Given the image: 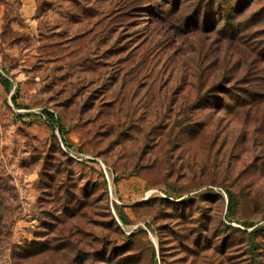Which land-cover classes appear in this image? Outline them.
<instances>
[{
	"label": "rangeland",
	"instance_id": "obj_1",
	"mask_svg": "<svg viewBox=\"0 0 264 264\" xmlns=\"http://www.w3.org/2000/svg\"><path fill=\"white\" fill-rule=\"evenodd\" d=\"M0 264H264V0H0Z\"/></svg>",
	"mask_w": 264,
	"mask_h": 264
},
{
	"label": "trees",
	"instance_id": "obj_2",
	"mask_svg": "<svg viewBox=\"0 0 264 264\" xmlns=\"http://www.w3.org/2000/svg\"><path fill=\"white\" fill-rule=\"evenodd\" d=\"M3 82H4V85L6 88L10 89L12 87V83L9 79H5ZM13 101H15L14 98H13ZM46 113H47V116L50 120L53 119L54 116L52 113H50V112H46ZM118 218H119L120 222H122L124 224L128 223V218L126 217V215L123 212H118Z\"/></svg>",
	"mask_w": 264,
	"mask_h": 264
},
{
	"label": "built area",
	"instance_id": "obj_3",
	"mask_svg": "<svg viewBox=\"0 0 264 264\" xmlns=\"http://www.w3.org/2000/svg\"><path fill=\"white\" fill-rule=\"evenodd\" d=\"M103 167H104V170L106 171V167L103 165Z\"/></svg>",
	"mask_w": 264,
	"mask_h": 264
}]
</instances>
